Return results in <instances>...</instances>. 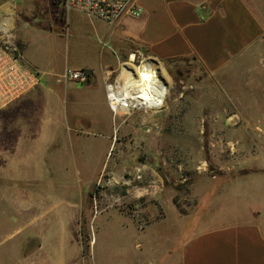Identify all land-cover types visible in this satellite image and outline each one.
Here are the masks:
<instances>
[{
	"label": "rangeland",
	"instance_id": "1",
	"mask_svg": "<svg viewBox=\"0 0 264 264\" xmlns=\"http://www.w3.org/2000/svg\"><path fill=\"white\" fill-rule=\"evenodd\" d=\"M14 2L16 25L6 32L18 46L27 43L23 54L43 78L56 80L73 38L70 31L58 35L68 22L57 28L38 0ZM5 26L0 22L2 31ZM116 53L104 79L106 93L132 57L135 64L153 58L134 46ZM157 63L170 88L156 113L130 108L120 117L107 98L104 106L84 110V102H65L60 85L59 114L71 127L70 137L64 142L56 134L44 146L67 148L68 158H56L57 168L45 174L0 175V264H123L127 253L134 264V237L165 226L157 221L168 206L184 216L189 230L204 225L214 195L252 168L246 163L251 156L261 157L264 143L252 141L257 112L246 109L260 78L208 75L191 60Z\"/></svg>",
	"mask_w": 264,
	"mask_h": 264
},
{
	"label": "crops",
	"instance_id": "2",
	"mask_svg": "<svg viewBox=\"0 0 264 264\" xmlns=\"http://www.w3.org/2000/svg\"><path fill=\"white\" fill-rule=\"evenodd\" d=\"M29 1L32 4L33 0ZM137 3L142 10L140 16H122L106 23L74 10L58 11L53 0H38L39 10L49 13L57 28L68 22V30L64 33L61 28L58 33L66 36L70 31L73 37L66 44L64 68L90 70V80L94 78L96 85L89 87L90 81L83 84L84 88H77L75 82L58 83L42 76L35 89L0 108V175L45 174L57 168L56 158H68L67 148L50 151L44 146L45 142H54V136L64 142L70 137L71 127L59 114L60 85L67 96L65 102H84V110L104 106V79L114 67L113 57L129 46L162 63L194 61L208 75L228 72L251 80L260 78L258 87L254 81L249 83L255 84L259 95L253 92L246 109L257 112L251 124L255 134L252 141L264 143V0ZM16 19L14 0L0 1L4 32L16 25ZM59 41L53 40L54 45ZM26 45L21 42L22 52ZM261 149V157L251 156L246 161L251 163L250 170L239 173L227 192L214 195L213 210L201 222L204 225L189 230L184 216L172 204L168 206L166 215L157 221L166 222L165 226L134 237V264H264V147ZM130 257L123 254V264H130Z\"/></svg>",
	"mask_w": 264,
	"mask_h": 264
},
{
	"label": "built area",
	"instance_id": "3",
	"mask_svg": "<svg viewBox=\"0 0 264 264\" xmlns=\"http://www.w3.org/2000/svg\"><path fill=\"white\" fill-rule=\"evenodd\" d=\"M64 11H77L90 19L106 23L116 22L122 16L138 17L142 10L137 0H56ZM92 72L88 69L64 68L56 78L58 83L86 84ZM42 75L26 60L20 46L0 29V108L18 100L35 89ZM111 86V85H108ZM107 87V99L111 106Z\"/></svg>",
	"mask_w": 264,
	"mask_h": 264
},
{
	"label": "bare ground",
	"instance_id": "4",
	"mask_svg": "<svg viewBox=\"0 0 264 264\" xmlns=\"http://www.w3.org/2000/svg\"><path fill=\"white\" fill-rule=\"evenodd\" d=\"M131 60L122 66L115 85L108 86L113 111L120 117L129 115L130 108L160 111L169 97L167 74L154 59H143L139 64L133 57Z\"/></svg>",
	"mask_w": 264,
	"mask_h": 264
},
{
	"label": "water",
	"instance_id": "5",
	"mask_svg": "<svg viewBox=\"0 0 264 264\" xmlns=\"http://www.w3.org/2000/svg\"><path fill=\"white\" fill-rule=\"evenodd\" d=\"M152 59H154L155 61H157V62H158V60H156L155 58H152Z\"/></svg>",
	"mask_w": 264,
	"mask_h": 264
},
{
	"label": "trees",
	"instance_id": "6",
	"mask_svg": "<svg viewBox=\"0 0 264 264\" xmlns=\"http://www.w3.org/2000/svg\"><path fill=\"white\" fill-rule=\"evenodd\" d=\"M180 189V188H179Z\"/></svg>",
	"mask_w": 264,
	"mask_h": 264
}]
</instances>
